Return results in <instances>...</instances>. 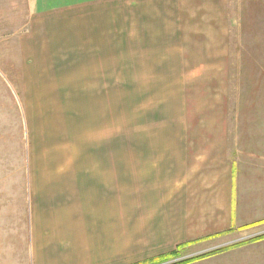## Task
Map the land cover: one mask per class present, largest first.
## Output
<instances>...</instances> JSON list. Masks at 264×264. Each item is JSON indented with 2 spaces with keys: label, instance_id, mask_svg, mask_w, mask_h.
Masks as SVG:
<instances>
[{
  "label": "crops",
  "instance_id": "0c3cea01",
  "mask_svg": "<svg viewBox=\"0 0 264 264\" xmlns=\"http://www.w3.org/2000/svg\"><path fill=\"white\" fill-rule=\"evenodd\" d=\"M11 1L21 14L0 30L7 261L150 264L225 244L189 264H264V0ZM178 63L238 69L247 91L251 69L252 93L185 111L175 88L164 133L126 146L125 69ZM7 69H20L15 103Z\"/></svg>",
  "mask_w": 264,
  "mask_h": 264
},
{
  "label": "rangeland",
  "instance_id": "374dc122",
  "mask_svg": "<svg viewBox=\"0 0 264 264\" xmlns=\"http://www.w3.org/2000/svg\"><path fill=\"white\" fill-rule=\"evenodd\" d=\"M17 14H21L19 6L15 5L11 0H0V30L7 25L11 17H16ZM7 53L6 42L0 37V59H3V55ZM123 60L129 63L133 61V59ZM166 61L172 67L176 66L175 60L166 59ZM177 65L182 67L180 69H125L124 130L126 146L138 144L136 137L142 133H148L147 131L157 135L164 133V130L161 128V126H164L163 118L166 116V106L164 103L170 97H175V93L173 94L175 88L185 90L184 95L179 92L180 95L177 98L179 101H182V99L185 101L184 107L187 108L185 111L188 110L191 99H199L198 101H202L200 98L208 99L209 97L221 99V92H226L227 97H244L247 93H252L250 88L254 84V81L251 79V69H243L250 85L247 91L241 85V81H234V75L238 72V69H184L185 64L178 63ZM7 70L11 72V80L14 82L15 103L20 93L18 89L20 69ZM3 71L4 69H0V73L5 75ZM208 83H214L217 86L216 90L207 92L199 89L200 86L207 85ZM132 98L135 101L138 99L135 104L132 103ZM226 108L231 107L226 106ZM227 246L223 244L212 247L209 253L206 254L211 255L221 252L228 249ZM201 250V247L180 249V251L178 250V252L155 264H178L184 261L195 260L203 254L196 257H192V255ZM7 260L5 249H2L0 264H11Z\"/></svg>",
  "mask_w": 264,
  "mask_h": 264
},
{
  "label": "trees",
  "instance_id": "16d2710c",
  "mask_svg": "<svg viewBox=\"0 0 264 264\" xmlns=\"http://www.w3.org/2000/svg\"><path fill=\"white\" fill-rule=\"evenodd\" d=\"M213 254H215V253H213ZM211 255H212V254H211ZM207 256H210V255L205 254V255H202V256H200L199 258L195 259V260L184 261V262H180V263H178V264H189V263H191V262H193V261H196V260L202 259V258L207 257ZM168 257H169V256H168ZM165 258H167V257H164V258H162V259H159V260H157L156 262H154V263H150V264L158 263L159 261H161V260H163V259H165Z\"/></svg>",
  "mask_w": 264,
  "mask_h": 264
}]
</instances>
